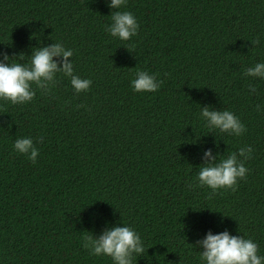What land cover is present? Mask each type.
Listing matches in <instances>:
<instances>
[{
    "label": "trees",
    "instance_id": "16d2710c",
    "mask_svg": "<svg viewBox=\"0 0 264 264\" xmlns=\"http://www.w3.org/2000/svg\"><path fill=\"white\" fill-rule=\"evenodd\" d=\"M109 4L0 0V61L27 64L36 48L62 43L74 74L92 82L77 94L58 73L47 94L33 85L31 102L0 100V264H114L82 239L114 226L139 234L146 251L133 264H206L196 242L225 230L264 256V79L244 75L264 63V0H127L117 10L139 24L129 41L106 32ZM137 71L160 89L133 91ZM205 106L246 131L209 129ZM24 137L35 164L14 151ZM247 146V178L209 199L197 186L204 152L219 161Z\"/></svg>",
    "mask_w": 264,
    "mask_h": 264
},
{
    "label": "clouds",
    "instance_id": "9594fccd",
    "mask_svg": "<svg viewBox=\"0 0 264 264\" xmlns=\"http://www.w3.org/2000/svg\"><path fill=\"white\" fill-rule=\"evenodd\" d=\"M126 3L127 0H110L109 7L116 11L111 13L112 22L105 28L112 37H117L121 41L131 40L138 34L139 28L131 12L117 10ZM259 43V38L251 41L252 46ZM73 54V51L66 49L62 43L36 48L32 51L30 62L27 64L9 63L11 58L5 54L3 61H0V100L10 102L12 105L31 102L36 94L33 85L47 94L57 83L58 73L70 78L75 93L87 92L92 82L74 74L71 61ZM16 58L23 61L24 54L21 53ZM244 75L264 79V63H256L253 67L247 68ZM162 83L163 81L158 80L155 74L137 71L131 86L135 92H156ZM249 90L252 93L256 92V88L251 85ZM260 107L259 104L256 105V110L259 111ZM200 115L207 122L206 126L213 131L218 129L222 133L235 136H240L246 131L240 119L228 110H210L209 106H205L201 108ZM13 148L14 151L27 156L33 164L37 162L39 150L32 138L16 139ZM252 153L251 146L241 147L238 152L217 161L218 154L213 155L211 149L206 150L203 154V166L197 176V186L211 189L209 199H212L220 189L235 191L238 181L247 178L250 170L245 167V161L252 158ZM82 239L83 247L90 255L108 256L114 264H133L134 255L138 257L146 251L139 234L130 226L106 228L98 238L91 234ZM195 246L203 249L200 251L201 260L206 264H264V256L258 255L259 248L256 242L250 238L230 235L226 230L215 235L209 231L203 240L196 242Z\"/></svg>",
    "mask_w": 264,
    "mask_h": 264
}]
</instances>
